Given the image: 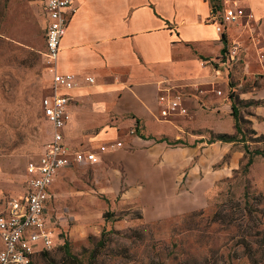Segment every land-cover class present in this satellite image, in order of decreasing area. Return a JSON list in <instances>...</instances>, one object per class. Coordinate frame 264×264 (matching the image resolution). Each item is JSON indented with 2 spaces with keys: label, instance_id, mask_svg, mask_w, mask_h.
<instances>
[{
  "label": "crops",
  "instance_id": "1",
  "mask_svg": "<svg viewBox=\"0 0 264 264\" xmlns=\"http://www.w3.org/2000/svg\"><path fill=\"white\" fill-rule=\"evenodd\" d=\"M40 3L45 41L48 19L45 0ZM243 3L258 28L251 47L264 54V0ZM211 7V0H72L66 10L57 70L73 74L76 84L69 91L64 143L72 150L97 151L101 144L120 142L99 154L95 170L107 183L106 193L120 195L119 207L138 208L147 223L207 206L243 155L235 142L207 137L231 134L220 122L223 115L232 121L233 105L209 86L226 45L208 19ZM226 34L233 36L228 28ZM257 74L248 93L257 103L252 129L264 134V64ZM165 78L199 86L191 91L188 115L159 117L157 96ZM209 113L216 120L211 126L205 124ZM38 155L22 164L23 191L26 164ZM16 170L15 160L0 159V174ZM51 190L58 199L53 185Z\"/></svg>",
  "mask_w": 264,
  "mask_h": 264
},
{
  "label": "rangeland",
  "instance_id": "2",
  "mask_svg": "<svg viewBox=\"0 0 264 264\" xmlns=\"http://www.w3.org/2000/svg\"><path fill=\"white\" fill-rule=\"evenodd\" d=\"M228 32L233 36L224 39L241 43L240 60L228 85L220 81L214 87L236 106L232 121L223 115L220 125L226 132L232 129L243 155L231 176L214 188L207 206L147 223L138 208L119 207L120 195L106 193L97 163L77 164L53 184L58 199L50 202L45 217L54 247L37 253L33 264H264V156L255 153L264 154V134L252 129L257 103L248 94L255 87L253 75L255 81L260 78L263 52L251 47L258 28L230 26ZM44 52L40 0H0V159L15 160L20 168L0 174V211L23 192L22 164L50 139L40 104L51 84ZM212 116H204L206 125L216 122ZM207 137L210 142L215 135Z\"/></svg>",
  "mask_w": 264,
  "mask_h": 264
},
{
  "label": "built area",
  "instance_id": "3",
  "mask_svg": "<svg viewBox=\"0 0 264 264\" xmlns=\"http://www.w3.org/2000/svg\"><path fill=\"white\" fill-rule=\"evenodd\" d=\"M244 0H218L211 7L209 21L225 40L223 54L218 57L212 69L214 82L211 89L225 102L229 97L223 89H216L215 84L222 81L228 85V75L239 61L241 43L237 39L227 40L223 36L230 26L257 28L251 11L244 5ZM72 0H45L47 24L45 27L44 64L50 74V93L41 99V109L45 120L51 127L50 139L40 152L37 160H29L25 171L26 189L19 195L12 196L7 207L0 212V264H33L37 253H44L54 247L53 228L47 224L46 211L55 199L51 190L60 170L77 164H96L100 153L121 146L120 142H110L98 146L97 151L72 150L64 143L63 128L70 121L68 103L69 91L75 87V76L57 70L60 41L66 32L69 16L66 10ZM264 60V54L260 55ZM224 73H226L224 75ZM92 82L93 78H86ZM198 85L178 83L170 78L161 81L157 102L160 106L159 117L189 114L188 101L192 90ZM230 89V88H229ZM201 92V91H200Z\"/></svg>",
  "mask_w": 264,
  "mask_h": 264
},
{
  "label": "trees",
  "instance_id": "4",
  "mask_svg": "<svg viewBox=\"0 0 264 264\" xmlns=\"http://www.w3.org/2000/svg\"><path fill=\"white\" fill-rule=\"evenodd\" d=\"M218 0H211L212 2V5H214ZM223 38H225V36H223ZM232 114L235 115L236 114V106L235 104L232 105ZM235 130L238 132V126L235 125ZM213 140H218V141H222V142H235L237 141L235 135L233 134H227V133H219V134H216L215 137L213 138ZM256 154H261L264 156L263 152L260 151V150H256L255 151ZM99 245L100 246H103L104 245V240H101L99 241ZM64 247H65V250H66V253L68 256L72 257V255L70 254V252L68 251V244L65 242L64 243Z\"/></svg>",
  "mask_w": 264,
  "mask_h": 264
}]
</instances>
